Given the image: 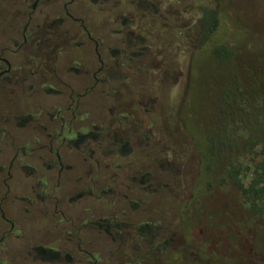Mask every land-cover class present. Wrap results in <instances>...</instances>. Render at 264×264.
I'll use <instances>...</instances> for the list:
<instances>
[{
    "label": "flooded vegetation",
    "instance_id": "obj_1",
    "mask_svg": "<svg viewBox=\"0 0 264 264\" xmlns=\"http://www.w3.org/2000/svg\"><path fill=\"white\" fill-rule=\"evenodd\" d=\"M188 48L190 0H0V264H190L163 213L189 141L154 87L181 104Z\"/></svg>",
    "mask_w": 264,
    "mask_h": 264
},
{
    "label": "rangeland",
    "instance_id": "obj_2",
    "mask_svg": "<svg viewBox=\"0 0 264 264\" xmlns=\"http://www.w3.org/2000/svg\"><path fill=\"white\" fill-rule=\"evenodd\" d=\"M217 5L190 0V77L181 104V79L154 86L161 110L185 123L179 140L189 141L183 201L163 198L164 220L189 223L190 264H264V201L253 200L250 185L264 159V0H222L219 27L203 39ZM172 37L163 45L178 46L179 56L167 64L186 76L185 40ZM178 257L161 264H187Z\"/></svg>",
    "mask_w": 264,
    "mask_h": 264
},
{
    "label": "trees",
    "instance_id": "obj_3",
    "mask_svg": "<svg viewBox=\"0 0 264 264\" xmlns=\"http://www.w3.org/2000/svg\"><path fill=\"white\" fill-rule=\"evenodd\" d=\"M208 37L209 35L203 34L202 38L204 39ZM250 185L252 189H255V193H253V200L264 201V159L255 165Z\"/></svg>",
    "mask_w": 264,
    "mask_h": 264
}]
</instances>
